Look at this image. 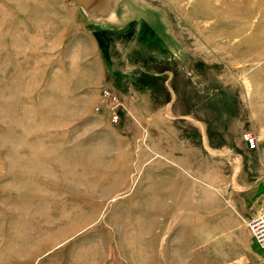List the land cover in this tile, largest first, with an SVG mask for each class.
Listing matches in <instances>:
<instances>
[{"label":"rangeland","instance_id":"rangeland-1","mask_svg":"<svg viewBox=\"0 0 264 264\" xmlns=\"http://www.w3.org/2000/svg\"><path fill=\"white\" fill-rule=\"evenodd\" d=\"M261 209L264 0H0V264H264Z\"/></svg>","mask_w":264,"mask_h":264},{"label":"built area","instance_id":"built-area-1","mask_svg":"<svg viewBox=\"0 0 264 264\" xmlns=\"http://www.w3.org/2000/svg\"><path fill=\"white\" fill-rule=\"evenodd\" d=\"M112 121H117V116L112 113ZM243 139L249 149H255L257 146V139L251 133H245ZM249 230L252 233L254 239L260 246H264V209H261L258 215L249 221Z\"/></svg>","mask_w":264,"mask_h":264},{"label":"bare ground","instance_id":"bare-ground-1","mask_svg":"<svg viewBox=\"0 0 264 264\" xmlns=\"http://www.w3.org/2000/svg\"><path fill=\"white\" fill-rule=\"evenodd\" d=\"M256 241V240H255ZM258 244V243H257ZM259 245V244H258Z\"/></svg>","mask_w":264,"mask_h":264}]
</instances>
